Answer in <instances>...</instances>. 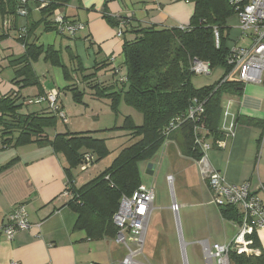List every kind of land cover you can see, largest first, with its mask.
Returning a JSON list of instances; mask_svg holds the SVG:
<instances>
[{"label": "crops", "instance_id": "obj_1", "mask_svg": "<svg viewBox=\"0 0 264 264\" xmlns=\"http://www.w3.org/2000/svg\"><path fill=\"white\" fill-rule=\"evenodd\" d=\"M41 1L44 0H31L27 5L28 15L22 16L17 1L0 0V100L11 97L22 104L17 109L18 115H49L48 101L38 104L29 101L56 93L57 105L62 107L69 123L70 108L86 105V95L102 98V91L118 92L122 87L121 75L127 70L124 40L117 37L118 22L119 26L125 25V36L130 39L131 27H189L196 12V0H56L57 8L68 21L83 24L82 30L70 36L52 24L48 10L38 9ZM105 14L114 20L111 22ZM228 26L229 36L237 40L240 32L236 16L228 21ZM24 38L40 49L31 63L32 72L28 73L31 83L27 87L18 84L17 75L24 67L20 63L26 52ZM32 81L37 84L33 85ZM75 90L83 92L80 101L74 97ZM227 108L236 117V125L229 135L224 134L223 114ZM58 122L46 129L44 136L49 138L46 143L17 144L19 130L11 129L7 139L12 141L4 145L5 132L0 127V222L23 205L32 224L30 230L17 233L13 240L0 236V264H122L127 250L117 242L115 228L90 234L78 226L79 215L62 196L69 181L80 188L86 184H79L81 177H88L90 182L98 176L91 177L96 165L82 159L75 168H70L66 157L54 149L50 140L58 134L71 133L69 123L60 129ZM217 130L220 138L209 131L202 136L211 146L207 152L210 167L227 184H248L251 193L264 206V84H244L238 94L224 96ZM178 135L170 140L169 147L177 145L186 158L198 163L184 153L183 141ZM92 155L97 161L95 154ZM74 171L79 174L76 176ZM204 183L203 192L212 199ZM212 205L210 201L204 206L201 217L206 226L197 238L200 244L210 243L211 239L214 244H229L238 234L239 224L225 219L221 208L216 210ZM255 233L264 251V230ZM179 234L182 236L181 229Z\"/></svg>", "mask_w": 264, "mask_h": 264}, {"label": "trees", "instance_id": "obj_2", "mask_svg": "<svg viewBox=\"0 0 264 264\" xmlns=\"http://www.w3.org/2000/svg\"><path fill=\"white\" fill-rule=\"evenodd\" d=\"M59 4L46 9L53 13ZM19 9V7H18ZM236 16L235 11L226 0H196V12L192 23L185 29L157 28L155 26L131 27L130 39L123 34V56L126 74L121 75V89L118 92L102 91L100 97L109 98L112 110L117 111L123 101L129 107L143 116V124L137 126L130 117L126 118L125 128L131 129L133 135L141 139L134 145L124 149L115 159L112 166L102 172L96 179L78 188L73 181L74 198L68 205L79 215L78 226L87 229L90 234L105 233L117 228L113 224V216L117 212L123 196L131 197L142 185L140 181L139 164L152 157L162 148L172 134L181 132L184 136V153L195 160H200L202 153L195 146L193 132L194 123L187 122L168 137L165 135L170 124L187 113L188 108L197 99L204 102L205 113L198 123L202 128L220 138L217 127L222 112V101L226 95L238 94L244 84L235 76L224 82L231 68L227 65L230 52L228 39L230 27L228 21ZM111 22L114 20L105 14ZM237 17V16H236ZM120 22L117 23V28ZM220 33V46H216L214 29ZM30 35V31L27 37ZM26 52L20 59L24 67L17 72L20 82L27 87L31 83L28 73L32 72L31 63L40 52L36 45L28 44ZM55 53V52H54ZM53 55V53H52ZM55 56V54L53 55ZM52 56V57H53ZM199 59L208 62L212 69H224V76L216 84L208 87L195 88L192 84L191 62ZM120 80V79H119ZM36 85L37 82H33ZM83 92L74 91L76 101ZM97 95V94H96ZM98 96V95H97ZM78 99V100H77ZM0 127H3L4 145L12 139H7L8 131L19 130L16 143L36 142L46 143L47 128L55 127L59 112L63 111L49 107V115H18L17 109L22 104L11 97L0 100ZM61 120V119H60ZM62 121V120H61ZM63 122V121H62ZM64 123V122H63ZM67 123H64L67 125ZM50 143L54 149L64 155L70 168H75L81 162L84 151L97 154L98 161L108 153L101 139L90 133L58 134ZM88 152L87 154H92ZM70 178L71 169H68ZM225 219L241 225V215L235 207L221 208ZM253 248L260 250V255L239 254L237 250L230 253L231 264H264V251L260 249L256 233L249 236Z\"/></svg>", "mask_w": 264, "mask_h": 264}, {"label": "built area", "instance_id": "obj_3", "mask_svg": "<svg viewBox=\"0 0 264 264\" xmlns=\"http://www.w3.org/2000/svg\"><path fill=\"white\" fill-rule=\"evenodd\" d=\"M19 5V14L28 15L27 5L31 0H15ZM236 13L238 19L239 41L247 40V44H235L230 47L227 58V65L231 68L224 82L230 80L233 76L243 84H264V0H226ZM56 0H44L39 3L38 9H48L55 6ZM52 24L56 26L59 32L68 33L75 36L82 30L83 24L72 23L66 19L59 8H55L52 13ZM186 27H180L185 29ZM125 33V25L121 24L117 28V37L122 38ZM216 46H220V33L217 28L214 29ZM191 71L196 75L211 76L212 69L208 62L199 59H193L191 62ZM119 73V70H117ZM48 101L49 107L58 110L57 94L50 93L46 96L30 100L29 103H42ZM204 102L197 99L188 108L185 115L180 116L173 121L166 130L168 137L179 127L187 122L194 123L195 146L200 149L202 157L198 160L204 182H206L212 196V202L218 208L235 207L238 208L241 215V225H239L238 234L229 244H210L208 241L201 242L203 254L207 264H231L230 253L237 250L239 254L260 255V250L253 248L252 240L248 239L257 230H264V206L262 201L250 191V186L244 184L241 186L227 184L221 174L213 170L208 162V151L210 144L203 139V132L206 130L198 125L201 116L205 113ZM58 117L64 122H68V117L63 111L59 112ZM224 124H226L224 134L229 135L235 125L236 117L231 114L230 108L224 110ZM209 134V132H205ZM170 137V136H169ZM168 140L166 141V143ZM223 145V142H219ZM85 163L96 164L95 157L92 154L83 156ZM172 182V178L169 179ZM73 183L68 182L62 194L67 201L74 198ZM155 191L152 188L140 186L131 197L123 196L120 200L119 208L113 216V224L117 228L116 240L119 244L125 246L128 254L122 264H141L136 259L144 254L145 241L148 233L151 217L154 210ZM172 212L175 214L177 223L179 219V206L173 201ZM32 228L28 219V213L23 205L15 208L7 214L0 222V236L4 235L8 240H13L15 235L21 231H27ZM129 238V239H128Z\"/></svg>", "mask_w": 264, "mask_h": 264}, {"label": "rangeland", "instance_id": "obj_4", "mask_svg": "<svg viewBox=\"0 0 264 264\" xmlns=\"http://www.w3.org/2000/svg\"><path fill=\"white\" fill-rule=\"evenodd\" d=\"M228 42V47L242 44L236 37H230ZM224 74V69H213L211 76H193L192 84L195 88L212 86L219 82ZM84 102L87 106L73 105L70 108V123L67 126L71 133H91L95 138L104 141L108 153L95 164V171H91V177L94 179L111 167L124 149L141 139L133 135L131 129L125 128V121L130 117L135 125L141 126L143 116L123 101L117 111L112 110L111 101L105 97L94 98L86 95ZM58 126L60 129L65 128L62 121L58 122ZM177 135L184 142L183 134L176 132L155 155L139 164L142 186L155 191L154 210L146 236L145 252L136 259L142 264H206L203 248L197 237L206 226L201 214L212 199L203 192L205 183L199 164L186 158L177 145L169 147L170 140ZM95 156L98 158L97 154ZM149 164L155 166L152 175L148 174ZM74 172L76 176L79 174V171ZM87 179L88 177H81L79 184L87 183ZM173 201L179 206L182 241L176 216L171 210ZM212 203L217 210L215 203ZM210 244H214L213 239Z\"/></svg>", "mask_w": 264, "mask_h": 264}, {"label": "water", "instance_id": "obj_5", "mask_svg": "<svg viewBox=\"0 0 264 264\" xmlns=\"http://www.w3.org/2000/svg\"><path fill=\"white\" fill-rule=\"evenodd\" d=\"M155 166L153 164H149L148 165V174L152 175L153 174V170H154ZM180 229V223H177ZM181 240H182V236L180 234Z\"/></svg>", "mask_w": 264, "mask_h": 264}]
</instances>
